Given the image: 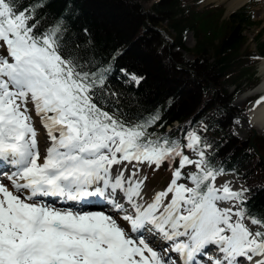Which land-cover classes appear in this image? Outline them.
<instances>
[{"label": "snow or ice", "instance_id": "1", "mask_svg": "<svg viewBox=\"0 0 264 264\" xmlns=\"http://www.w3.org/2000/svg\"><path fill=\"white\" fill-rule=\"evenodd\" d=\"M33 19L15 0H0L8 51L0 56V169L10 171L12 186L0 183V264H264V219L243 207L246 190L217 188L223 170L203 150L196 160L184 154L197 151L200 136L186 133L184 144L153 140L147 128L155 118L125 120L98 106L103 75L86 71L65 48L62 24L37 32ZM32 111L47 131L43 151ZM176 157L169 186L148 200L143 180L134 179L139 169L125 176L119 167ZM192 164L198 171L187 176L189 187L179 181ZM92 197L110 201L112 211L55 206L60 198ZM222 201L242 207L221 208ZM246 218L260 229L251 231Z\"/></svg>", "mask_w": 264, "mask_h": 264}, {"label": "trees", "instance_id": "2", "mask_svg": "<svg viewBox=\"0 0 264 264\" xmlns=\"http://www.w3.org/2000/svg\"><path fill=\"white\" fill-rule=\"evenodd\" d=\"M31 1L15 0V5L20 7ZM182 3L183 0H156L149 9H144L139 0H54L37 11L35 20L40 28L46 27L72 8L71 23L63 29L62 41L86 71L95 73L116 57L117 65L143 75L137 87L106 80L96 91V101L104 110L125 120L141 122L155 118L147 128L151 136L157 128L175 119H188L205 105L196 118L202 126L200 133L215 139L208 150L209 157H215L222 144L218 139L223 126L221 116L228 107V101L224 102L225 90L229 85L238 86L255 76L254 57L258 51L264 55V39L258 35V49H252L247 29L254 22L249 8L225 17L223 6L209 4L189 10L183 9ZM152 13L161 15L173 29L175 34L164 28L171 34L172 42L154 28L157 21ZM98 14L107 15L109 22H102ZM190 29L197 39L190 50L202 58L192 63L196 68L174 48H185L184 33ZM139 51L144 53V58L137 54ZM225 134L230 136L228 130ZM167 137L162 131L157 139ZM243 149V160L252 161L247 149ZM244 178L251 186L262 182L253 172ZM247 207L264 219V190L252 195Z\"/></svg>", "mask_w": 264, "mask_h": 264}, {"label": "rangeland", "instance_id": "3", "mask_svg": "<svg viewBox=\"0 0 264 264\" xmlns=\"http://www.w3.org/2000/svg\"><path fill=\"white\" fill-rule=\"evenodd\" d=\"M184 1H185V4L183 6V9H187L188 7H190L191 9L192 8L199 9V8H204L206 5H209V4H214V5L220 4V5H223L226 7L225 15H228L229 13H232L234 10L238 9L239 7H242V5H246L248 3L247 1H249V0L246 1L247 3L244 2L242 4L236 5L235 7L231 8V9L229 6L230 0H184ZM153 2H154L153 0H151V1L150 0L149 1L140 0L139 1L140 5L144 9L149 8L153 4ZM194 5H196V6H194ZM253 5H254L253 9L255 10L254 20L256 21V24L253 27H250L247 31L252 38L260 31L263 32V34H264V0H261V1L258 0ZM191 9H189V10H191ZM97 16H98V19H100L102 22L103 21L109 22L108 21L109 17L107 15H101L100 16V14H98ZM154 16L155 17H153V19L155 21H157L156 22L157 26L154 28H156V30H158L162 36H164L166 39L169 40V38H171L170 33L175 34V32L173 31L172 28H170L168 26V22L162 19L161 15L156 14ZM113 21L114 20L112 19V22ZM112 22H110V23H112ZM164 28H167V30L170 33L169 34L165 33L163 30ZM151 33H152L151 30H148L149 38L152 36V35H149ZM184 34H185L184 35L185 48H179V47L174 46L175 50L178 52V54L183 56L191 64L194 62H197V61H202L201 57H196L194 55L195 53L190 50L195 46L196 41H197L194 30H188ZM169 49L172 50L173 46L169 47ZM137 54L141 57L144 56V53L140 52V51L137 52ZM142 58H144V57H142ZM263 61L264 60H261L260 64L258 63L260 65L259 70H258V74L260 76V79L264 77V68H263L264 63H263ZM152 66H155V65L153 64ZM192 66H194L196 68V64H192ZM249 81L243 82L241 85L242 86L241 88H235L234 86H229L227 88V90H225L226 96H225L224 102L225 101L230 102V103L226 102V103H229L230 107L228 109V114L224 117L225 126H227V128L229 129V133L231 134L229 137V140H232V142H238L237 144H240L242 142V140L248 141L250 130H251V127H250L247 119L245 118V116H244L245 114L242 110L243 106L246 103V99H247L248 94L250 95L252 92L257 91V87L252 89V90H249V89L247 90L246 84ZM244 84H245V86H244ZM219 93H220V89H218L217 94H219ZM263 93H264V91L262 92V94ZM214 100L217 101L218 98L214 99ZM31 114L33 117H35L34 111H32ZM259 137H260V135H258V138ZM258 144H259L260 149H261L263 144H261V143H258ZM231 147H232V145L230 143L228 148H231ZM262 150H261V152L264 155V147L262 148ZM193 167H194L193 169H196L195 164H193ZM152 172L155 173V175H157L158 178H167L170 180L173 177V175L171 173V169H160L157 172L156 171H152ZM217 184L220 188H222L227 183H226L224 178L220 177L217 180ZM239 185H242V184H239ZM239 185L238 186L236 185L234 188V183H232V180H231V187L234 190L236 188H238ZM222 203H223V201L218 202V206L222 205ZM233 219H235V217ZM251 228L254 229V227H251ZM255 229H256V227H255Z\"/></svg>", "mask_w": 264, "mask_h": 264}, {"label": "bare ground", "instance_id": "4", "mask_svg": "<svg viewBox=\"0 0 264 264\" xmlns=\"http://www.w3.org/2000/svg\"><path fill=\"white\" fill-rule=\"evenodd\" d=\"M246 1L247 0H230V2H229L230 9L235 7L236 5L242 4ZM263 63H264V61H263ZM263 68H264V66H263ZM257 91L261 92V93L264 91V81H262V83L257 86ZM244 116L248 120L249 123L251 122L253 124L254 128L256 129L257 134H256V137L253 139L254 140L257 139L258 135L263 136L264 135V93L251 106V108L248 110V112ZM232 183H234V188L237 184L238 185L241 184V183L235 184V181H233V180H232ZM145 193H146V195H145L146 200H148L150 197H153L152 195H150L152 192H150L146 189H144L142 194H145ZM81 208H84V207H81ZM109 208H111V206L108 207L107 210ZM109 212H111V211L109 210Z\"/></svg>", "mask_w": 264, "mask_h": 264}, {"label": "water", "instance_id": "5", "mask_svg": "<svg viewBox=\"0 0 264 264\" xmlns=\"http://www.w3.org/2000/svg\"><path fill=\"white\" fill-rule=\"evenodd\" d=\"M254 133H255L254 135H256V131H255V129H254ZM250 143H251L252 146L255 147L256 153L259 154V155H261V153H260L259 150H258V147L253 143V136L251 137ZM261 156H262V155H261Z\"/></svg>", "mask_w": 264, "mask_h": 264}]
</instances>
